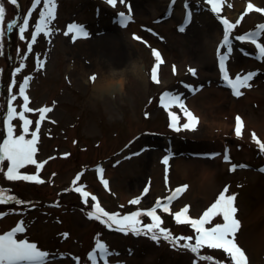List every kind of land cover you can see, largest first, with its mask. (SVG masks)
Instances as JSON below:
<instances>
[{
	"label": "rangeland",
	"instance_id": "374dc122",
	"mask_svg": "<svg viewBox=\"0 0 264 264\" xmlns=\"http://www.w3.org/2000/svg\"><path fill=\"white\" fill-rule=\"evenodd\" d=\"M251 1L244 0L242 6H234L227 15L225 0L219 14L212 13L205 0H125V4L117 0L116 7L106 0H54L55 18L49 25L52 31L49 35L39 34L28 52L31 32L43 7L41 0L29 17L30 28L24 41L19 39L17 29L6 32L0 39V44L4 45V55L0 56V143L6 138L3 120L12 80L16 81L13 94L18 96L19 83L31 77L25 94L33 111L25 115L33 123L26 138H31V131L36 130L39 109L49 107L52 111L45 114L38 131L35 159L43 167L37 169L35 165H28L21 169L22 174L37 175L44 182L8 181L3 176L7 162L0 171V188L25 202L19 206L0 205V235L23 221L26 230L18 234V238L35 242L41 250L49 252V264H77V261L92 264L87 256L95 251L97 240L108 249L105 257L108 264H209L200 261L190 250L163 239L154 242L143 235L120 233L89 219L87 211L91 210L93 201L89 197L85 204L73 189L83 187L95 195L109 213L129 214L155 206L157 199L165 202L176 187L188 184V189L169 205V213L157 211L162 227L174 236L187 237L192 236L190 227L175 222V211L188 206V215L198 218L227 187L226 194L236 196V217L241 222L237 243L245 251L249 264H264V172H260L264 167V153L252 139L254 133L264 142L261 132L264 58H258L255 45L250 41L235 40L236 35L259 31V25L264 24V12L249 11L247 7L251 3L253 9H264V0H257V4ZM0 3L6 8V27L12 20L22 22L33 0H17V5L9 0H0ZM129 8L132 19L122 25L119 13L128 16ZM186 13L192 14L187 22ZM221 19L236 25L230 34L234 51L225 62L229 77L257 73L250 81L252 86L242 89L241 97L232 95L219 72L217 47L222 44ZM71 24L83 26L89 36L73 41L72 33L64 35ZM134 24L138 25L136 34L132 29ZM181 27L185 28L184 32L179 31ZM211 32L212 38L209 37ZM103 35L116 40L114 47L119 49L120 55L106 59L100 68L102 71L121 68L132 60L142 65L145 76L143 80L127 82L124 92L113 100L112 108L91 95L93 81L90 77L97 75L100 65L76 57L86 39L93 45L94 40ZM134 35L141 39H134ZM257 40L264 43V31ZM153 47L167 54V58L162 55L165 63L158 69V84L150 79L155 63L151 56ZM21 60L24 68L12 76ZM41 60L43 68L39 64ZM173 66L176 74H173ZM189 67L197 70L196 76L187 72ZM184 84L199 90L190 92ZM208 90L216 93H205L201 98L215 100L210 101L202 113L208 110L211 117L202 118L195 131L171 129L168 110L160 103L161 94L165 91L182 93V98L187 100ZM22 104L23 99L18 96L14 102L18 112ZM171 110L179 113V109ZM232 112L231 128L228 122ZM236 115L244 122L240 137L234 131ZM211 118L221 124L209 128L206 125ZM222 122L226 123L224 129ZM12 123L15 135H20L21 122L15 119ZM137 152L140 154L133 155ZM225 152L228 161L223 159ZM166 154L169 156L167 166L161 162ZM173 158L196 159L210 174L204 181L196 178L188 182L173 168L170 163ZM233 165H236L235 170H230ZM97 168L104 169L103 178L109 181L107 189L101 183ZM197 168L194 171L197 172ZM78 176L79 180L73 184ZM144 187L149 188L147 194L143 193ZM136 197L141 198V203L130 205L129 201ZM144 220L150 222L148 218ZM214 222H222V219ZM183 243L180 241L181 245ZM202 253L214 258L211 264H217V254H224L222 250L207 248ZM96 264H105L98 253Z\"/></svg>",
	"mask_w": 264,
	"mask_h": 264
},
{
	"label": "snow or ice",
	"instance_id": "6c2138e0",
	"mask_svg": "<svg viewBox=\"0 0 264 264\" xmlns=\"http://www.w3.org/2000/svg\"><path fill=\"white\" fill-rule=\"evenodd\" d=\"M106 2L112 7H116L117 0H106ZM210 5V11L214 14L221 12L222 0H205ZM12 5H17V0H9ZM120 4H125V0H119ZM41 4V0H33L31 8L28 13L22 17V22L12 20L7 22L6 20V8L4 3H0V39L5 37L6 32H13L14 29L18 30V37L21 41L25 40V33L29 31L30 21L29 17L32 16L33 10ZM249 11L264 12V9L255 8L251 3L248 4ZM185 8H188V4H185ZM56 3L54 0H43V7L39 10V19L35 22L34 30L31 32V42L28 43V52H31L33 43L36 41L37 36L41 33L49 35L52 29L49 27L53 19L55 18ZM191 13H186V22L191 19ZM121 18V24L125 25L132 19L131 9L129 8V15L125 16L123 12L119 13ZM220 24L223 26L222 44L217 47L218 67L219 72L222 75L223 81L226 83L228 88L231 89L232 95L235 97H241L244 95L242 89H248L252 85L250 81L257 75L256 72H249L246 75H236L234 79L229 77V71L225 67V62L229 59V55L234 51L233 40L230 39V34L236 25L229 23L227 19H221ZM239 23V21H237ZM259 31L251 32L247 35H236V41H250L255 45L256 51L258 52V58H264V43L258 42L257 38L260 37L261 31H264V24L259 25ZM179 31L184 32L185 28L181 27ZM72 33V39L75 41L78 38H87L89 36L88 31L83 26L78 24H71L68 26L67 31L64 35ZM155 34V33H153ZM136 40L141 38L137 35L133 37ZM4 45L0 44V56L4 55ZM222 50H224L222 52ZM19 52V49L17 50ZM27 55V53L25 54ZM151 56L154 58V65L150 70V79L154 83H159L158 69L162 64L165 63L162 58L161 51L156 48H151ZM40 67H44V61H39ZM23 60H21L18 67H15L14 72L11 74L15 76L20 73L24 68ZM187 72L192 76L197 75V70L189 67ZM173 74H176V68L173 66ZM0 76H2V70H0ZM31 77H25L23 82L19 83L18 96L23 99V104L19 112L14 106V102L18 99L16 94H13V87L16 85V81L12 80L8 86L9 99L7 100L6 116L4 117L3 124L6 129V138L0 143V171L3 170L4 163L7 162L6 171H3V176L8 181H33L35 183H43L37 175H24L21 173V169H24L28 165H35L37 169L43 167L42 164H38L35 159L37 152V140L38 131L40 129L41 121L45 119V114L52 111L49 107H41L39 109V119L35 122V131H31V138H26L29 134V126L33 123L32 120L28 119L25 113L33 111L29 104V97L25 94L26 89L29 85ZM97 79L96 75L90 77L91 81ZM190 92L198 91L199 89H193L189 84L183 85ZM182 93H174L171 91H165L160 96V103L165 110H168V116L170 117L169 127L175 132L182 130L195 131L198 129L200 123L199 118L194 114L188 106H186L185 100L182 98ZM179 109V113L172 111L171 109ZM18 119L21 129L20 135H15L13 127V120ZM183 121V123H182ZM244 122L239 115L235 116V135L240 137ZM253 141L258 145L259 151L264 153V142L257 139L256 135H252ZM140 153H134L133 155H139ZM130 158V157H125ZM224 161L229 160L227 152L223 155ZM162 164L169 165V156L166 154L162 158ZM120 161H117L119 164ZM239 167L243 168L244 165ZM236 165H233L230 170H235ZM264 171V168L260 169ZM97 172L101 174V183L107 189L109 187V181L103 178V168H97ZM168 168H165V182H168L167 177ZM79 180V176L76 180H73V184ZM188 189V184L178 186L174 191L167 197L165 202H161L159 199L155 201V206L147 208L145 210H134L129 214H121L119 212L109 213L100 203L97 201L95 195H91L88 191L84 190L83 187L77 186L73 190L78 193L83 199L84 203L87 204L88 198L90 197L93 201L91 210L87 211V217L95 221L100 222L103 225H107L109 229L114 228L115 231L132 234L135 236H146L150 240L156 242L161 239L170 242L173 246L179 245L183 249L190 250L191 253L197 254L200 261H206L211 264L213 257L209 254L202 253V250L207 248L210 250H222L226 255L230 264H249V259L245 254V251L237 243V233L241 227V222L237 219V207L234 205L236 200L235 195H229L228 188L225 187L219 192L218 197L198 218H192L189 213V207L184 206L180 210L175 211L174 219L178 225H189L195 233L194 243L192 236H174L169 229L162 227V218L157 214L158 210H162L164 213H169V205L177 199L183 192ZM149 192L148 187L143 188V193ZM141 198L136 197L129 201L130 205H139ZM23 205L25 202L17 198L14 194H9V190L0 188V205ZM144 218H148L150 222H145ZM222 219V222H214L217 219ZM206 225H211L206 227ZM25 225L23 221L12 228V230L0 235V264H49L50 254L47 251L41 250L37 243L29 242L24 238H18V234L25 233ZM180 241H184L181 245ZM97 253L100 260H104L105 264H108L105 257L108 255V249L104 243L99 240L95 243V251L89 253L87 259L96 264ZM79 264V261H77ZM219 264V262H217Z\"/></svg>",
	"mask_w": 264,
	"mask_h": 264
},
{
	"label": "bare ground",
	"instance_id": "6f19581e",
	"mask_svg": "<svg viewBox=\"0 0 264 264\" xmlns=\"http://www.w3.org/2000/svg\"><path fill=\"white\" fill-rule=\"evenodd\" d=\"M162 0H157V2H160ZM226 1V8L224 9V12L229 15V10H233L234 6L236 7H240L243 5L244 0H239V2H235V4H231L234 2V0H225ZM257 0H253L251 2H253V4H257L256 2ZM132 29L134 30V33L136 34L138 32V25L134 24L132 26ZM209 37H214V34L211 32L209 33ZM95 39V38H94ZM87 41L85 42V44L83 45L81 51H78V54L76 55V57L78 59L84 58L85 60L90 61L91 63H94L95 65H100L99 66V70L97 72V79L92 82L91 84V95L95 98H98L100 100H103L105 103H107L111 108L113 106V100L117 97H119L121 95L120 92L116 91V89H111V90H107L105 88L102 87V81L105 79L109 69H106L105 71H102V69H100L102 67L103 64L106 63V59H113L114 57H119V49H116V47H114V44L116 42L115 39L112 40L111 36H106L103 35L100 38H96L93 43V45H91V43L88 44L89 40L86 39ZM162 51V55L163 57L167 58V54L165 53L164 50ZM76 53V52H75ZM98 60V61H97ZM132 61V60H131ZM130 61H127L121 68H115V69H122L125 68ZM137 66H138V75L133 76L131 74L128 75V82L134 81V80H143L145 78V76L143 77L142 74V65L138 64V62H136ZM205 93H216V91H212V90H208V91H203L200 92L198 94H195L192 97H189V99L185 100L186 106H188L190 108V110H192L194 112V114L199 118L200 122H202V118L203 120L207 119L208 116H210V112L207 110L205 113H202L203 109L208 105V103L210 101H213L215 99L209 98L208 100L206 99H202L201 96ZM201 114V116H200ZM231 119L228 122V124L231 125V128L233 127V117L234 114L233 112L231 113ZM211 117V116H210ZM219 123V120L217 119H212L210 120V124H207L206 126H209V128L211 127H217ZM200 124V123H199ZM221 124V123H219ZM227 124V125H228ZM222 126L221 128L224 129L226 123L222 122ZM261 129H262V138L264 141V121L261 125ZM200 161L196 160V159H180V158H173L170 163L172 164L173 168L176 170V172H178L180 174L181 177L184 178V180L186 181H192L193 179L196 178H200L202 181L206 180V178L208 177V175L210 174V171L208 168H204V166H200ZM197 168V172L194 171L195 167ZM187 171V172H184Z\"/></svg>",
	"mask_w": 264,
	"mask_h": 264
},
{
	"label": "clouds",
	"instance_id": "9594fccd",
	"mask_svg": "<svg viewBox=\"0 0 264 264\" xmlns=\"http://www.w3.org/2000/svg\"><path fill=\"white\" fill-rule=\"evenodd\" d=\"M129 74L133 76L138 75V66L135 61H130L122 69L110 68L105 79L102 81V87L107 90L114 88L116 91L123 93L128 82Z\"/></svg>",
	"mask_w": 264,
	"mask_h": 264
},
{
	"label": "trees",
	"instance_id": "16d2710c",
	"mask_svg": "<svg viewBox=\"0 0 264 264\" xmlns=\"http://www.w3.org/2000/svg\"><path fill=\"white\" fill-rule=\"evenodd\" d=\"M217 257L219 259L218 262L220 261L221 264H230V261L227 260L226 255H224V254H217Z\"/></svg>",
	"mask_w": 264,
	"mask_h": 264
}]
</instances>
